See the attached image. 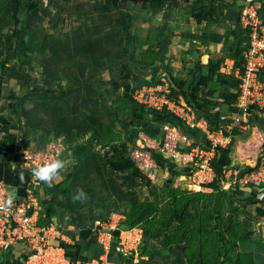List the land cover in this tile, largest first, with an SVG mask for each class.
<instances>
[{"label": "rangeland", "instance_id": "rangeland-1", "mask_svg": "<svg viewBox=\"0 0 264 264\" xmlns=\"http://www.w3.org/2000/svg\"><path fill=\"white\" fill-rule=\"evenodd\" d=\"M7 1L8 7L11 12L13 10L12 14H15L17 19L16 24H8L9 17L0 21V35L5 37L6 46H9L7 52H15L13 54L16 58L20 57L18 52L27 51L29 54L31 52L40 57V62L42 57L49 54L54 65L51 68L50 82L45 81L49 76L47 68L41 66L36 68V73H29L33 75V80H30L31 84L27 83L25 91L31 93L23 96L26 119L23 140L30 143L27 156H32L27 162L29 169L31 170L35 164L51 161L57 156L65 163V167L51 182V186L43 182L37 186L38 189L42 186L41 190L44 192L40 197L44 216L47 217L49 210L50 220L61 226L64 233L76 241L82 230L96 220H106L112 214L124 218L125 211L139 206L164 207L173 187L179 191H183V187L193 190L185 179L190 169L182 162H177L178 159L164 155L156 147L162 138L160 126L154 123L155 129L151 136H148L149 144L141 140L142 144L136 143L134 146L130 143L129 137L132 135L140 137L144 129L132 126L129 113L118 109L121 103L114 104L116 100L121 101L130 97L131 104L135 103L133 89L128 92L125 84H121L126 73L123 56L131 54L132 61L140 62V55L144 49H135L133 44L135 35L131 27L137 21L142 22L143 18L152 17V13H146L148 5L158 1L160 5L165 3V6H168V9L161 11L163 12L161 15L153 16L151 19L164 17L165 11L173 13L168 26L174 28V30L170 28L174 40L186 39L189 31H194L193 27L198 28L196 33L202 40L199 36L201 23H196L188 15V9L192 5L185 0H145L146 7L135 12L134 4L124 0ZM189 2L193 3L196 0ZM251 3L261 8L264 17V0L216 2L220 10L217 14L223 13L227 16V21L224 25L213 26V31L207 34L205 40L215 43L217 49H223L229 59L234 60L235 57L230 50L240 47L239 40L242 35L241 32L239 35L237 30V17L243 7ZM30 6H35V9L30 11ZM7 12L10 13L9 9ZM1 15L5 17V13ZM231 15L233 19H230ZM156 22L158 25V20ZM20 35L22 37L19 38ZM14 41L18 44L16 48L13 45ZM72 46L74 48L77 46V56L74 55ZM22 57L23 60L27 59L25 55ZM128 58L129 60H125L127 63L130 56ZM136 65L138 66V63ZM64 66L67 67L64 69L67 74L65 78L59 73V67ZM131 67L134 68L135 65L132 64ZM164 77L167 78V75ZM161 78L157 76L154 80H147L139 86L153 85ZM101 123H108L113 128L115 136L120 140L119 143L106 147L99 145L91 132L99 129ZM36 139L44 141L46 145L37 147ZM191 140L195 146L197 144L195 139ZM136 148H140L148 155L149 159L145 162L147 169L138 167L137 170L130 169L125 172L110 169V163L116 161L119 155L133 161L132 152ZM180 148L187 146L180 144ZM244 168L245 166L241 169ZM78 190L84 191L85 199H73ZM223 206L222 214L226 217L230 214L227 200ZM204 208L206 207L203 203L197 205L194 201L182 202L176 217L162 219L159 216L156 218L155 215L153 219L158 220V230L162 232L169 223L177 225L180 220L191 217ZM227 223L226 220L221 225L224 227L227 225L228 230L230 221ZM161 239L163 240V237ZM161 239H145L140 247L139 258L133 262L186 264L183 260V247L166 248L162 245ZM143 255L146 258L142 259ZM225 264L232 263L227 261Z\"/></svg>", "mask_w": 264, "mask_h": 264}, {"label": "built area", "instance_id": "built-area-1", "mask_svg": "<svg viewBox=\"0 0 264 264\" xmlns=\"http://www.w3.org/2000/svg\"><path fill=\"white\" fill-rule=\"evenodd\" d=\"M239 23L243 52L242 66L236 69V75L240 83L232 103L234 110L227 117H201L182 96L179 99L171 96V86L167 79L133 90V99L139 105L158 111L167 110L178 119L179 124L163 126L164 135L156 147L164 155L180 159L188 166L189 175L185 179L192 186V191H204L215 179L213 160L220 149L230 146L236 128L245 127L244 118L252 110H264V17L260 7L252 3L244 6L239 15ZM188 130L200 136L195 146L187 134ZM180 144L187 148H180ZM132 156L140 169H147L145 162L149 158L140 148L134 149ZM37 157H40L39 154ZM31 159L32 156H26L27 161ZM252 167L253 170L243 174L241 170L226 172L223 188L257 189L261 191L259 198L263 200L264 163ZM39 185L40 182L34 180L29 184L26 196L19 198L0 176V254L10 250L14 244L21 243L29 250L24 264H124L108 258L112 246L116 247V253H122L124 257L135 261L139 258L144 240L143 228L135 226L119 230L116 234L124 218L112 214L106 220H96L90 227L103 253L90 260H73L60 243L70 242L63 228L55 222L40 224L42 207L37 192ZM86 228L89 229V226Z\"/></svg>", "mask_w": 264, "mask_h": 264}, {"label": "trees", "instance_id": "trees-1", "mask_svg": "<svg viewBox=\"0 0 264 264\" xmlns=\"http://www.w3.org/2000/svg\"><path fill=\"white\" fill-rule=\"evenodd\" d=\"M124 1H131L134 4L133 9L135 12L141 11L147 4L145 0ZM185 1H188V3L192 5L188 9L189 17L197 23L205 24V27L200 30L202 39L205 40L207 34H211L213 26L224 25L226 23L227 16H224L221 12L220 14H217L220 10L216 5V2L219 0H196V2L193 3L189 2V0ZM7 3V0H0V17H2L1 14L5 13V17H2L0 21H2L3 18L9 17L8 24H16L17 19H15V14H12L13 10L11 12ZM154 5H160V3L157 1L149 4L148 6L150 7ZM8 9L10 11L9 14L7 12ZM29 9L30 11L35 9V6H30ZM260 11H262L261 8ZM237 24V30L240 35L239 17H237ZM18 34L19 31L16 32V37H18ZM162 39L163 36L156 33L155 26L148 32H143V29H137V31L135 30L134 46L137 50L144 49L140 55V63L142 65H153L163 59L165 46ZM6 43L7 41L5 37L0 35V68L2 69L9 68L3 60L5 57L4 50ZM13 45H15V48L18 46L15 41ZM242 48L243 45L240 42V47L237 46L235 49L233 48L230 50L235 54L234 67L230 73L221 72V62H208L206 66L208 68V72L206 75L201 73V65H195L189 72V74L194 77L193 88L190 86L188 89H185L186 83L178 81L175 76L168 74L167 70V80L170 83L172 92L171 96L174 99H179L180 96H182L188 103L192 104L194 110L201 117H206L208 119H219V117H221L219 116L221 111H219V114H212L214 113L212 112L213 109L218 105L226 107L229 111H233L234 108L232 107V103L237 95L236 91L240 83V79L236 75V69L241 68L242 66ZM17 60L19 63H23L22 58L19 57ZM161 80L162 79H159L158 83L161 82ZM219 90H222V95H220V98H215V94ZM29 92H26L25 95H29L31 93ZM130 98H125L121 101L116 100L114 104H117L118 102L121 103L119 104L118 109L128 112L129 116L132 118V126L142 127L147 136H151L153 129H155L153 126L154 123H157L160 126L162 138L164 135L163 126L165 124H179L178 119L172 116L167 110L158 111L148 109L136 103L134 99L135 103L133 106L130 102ZM17 113L21 117V110L19 106L17 107ZM91 134L97 138L99 145L102 147L120 142L119 138L115 136L113 128L108 123H101L99 125V129L93 130ZM187 134L191 139H195L196 142L200 137L197 133H195V131L188 130ZM136 137V135L129 137L130 143L134 146L136 145L134 142ZM162 138L160 140H162ZM221 150L225 151L226 149H220L219 151ZM227 163H229V159L225 158V164ZM213 166L216 172V177L208 185V187L212 189L211 191H192L186 190L184 187L182 189L183 191H179L176 187H173L169 199L165 202L166 204L164 207H154L148 205L139 206L135 209L125 211V220L123 222L121 221L120 226L115 233L117 234L119 230H127L135 226H140L144 231L143 241L149 238L158 240V238L161 239V237H163V240L161 239V243L166 248L172 246H182L183 260L186 264H225L227 261L232 264H264L253 252H248L242 249H239L238 252H236V250H234V248H232L229 244V238L226 232L227 225L225 227L221 225V223L226 220L228 223L230 221L231 224V215L228 214L225 217V215L222 214L224 201L227 200L226 193L231 192L235 195L238 190L244 188H239L238 190H225L222 183L225 179L226 169L224 166L217 164L216 158L213 160ZM110 169L116 172H125L130 169L137 170L138 166L134 160H127L124 155H119L116 161L110 163ZM253 169L254 168L252 166H245L244 169H241V174ZM249 189L253 190L251 197L254 198L256 189ZM191 201L196 202L197 205L203 203L206 208H204L201 212H196V214L191 217H186L183 220H180L177 225H170L169 223L164 227L162 232H159L158 220L153 219L155 215L156 218L159 216L162 219L163 217H176L180 212L179 210L182 202L189 203ZM160 218L159 220L161 221ZM50 219L51 214L48 210L47 217L41 216L40 224L49 223L51 222ZM93 223L87 225L89 226V229L85 227L84 230H82L81 235L76 240L75 244L69 245L63 241L60 242L65 248L66 253L73 260H90L99 257L103 253L102 248L97 243L95 233L90 228ZM251 235L252 234H249L247 237H252ZM82 239L86 242L81 244ZM115 248V246H112L111 252L108 256L110 260H118L124 262V264H135L133 259L124 257L122 253H116ZM83 252H86L87 256H82Z\"/></svg>", "mask_w": 264, "mask_h": 264}, {"label": "crops", "instance_id": "crops-1", "mask_svg": "<svg viewBox=\"0 0 264 264\" xmlns=\"http://www.w3.org/2000/svg\"><path fill=\"white\" fill-rule=\"evenodd\" d=\"M165 9H168L165 3L162 4V6L154 5L148 7L146 13H152L153 17L161 15L163 13L161 11ZM165 13L164 17L158 16V18H156V16L154 20L151 19L152 17L143 18L142 22L137 21L131 27L135 35V30L137 31V29H143V32H148L155 26L156 33L163 36L162 40L165 47L163 59L153 65H142L136 59L134 62L131 60V54L123 56L126 73L124 75L125 79L121 84H125L126 91L129 92L130 89H135V87L145 83L147 80H154L157 76L158 78L162 77L161 79H167L168 76L167 78L164 77L167 75V70L168 74L175 76L178 81L186 83L185 89H188L190 86L193 88L194 77L189 74L190 70L195 65H201V73L206 75L208 72L206 66L210 61L215 63L221 62L222 66L220 70L223 73H230L233 70L234 60L229 59L228 54L224 52L223 49H217L214 46L215 43L202 39L200 30L205 27L204 23L199 24V36L202 40L198 38L196 33L198 31L197 27H193L194 31H189L186 39L177 38L174 40L172 37L173 31L170 30V28L173 27L169 28L168 26L169 22L172 21L170 17H173V13H167L166 11ZM232 15L230 19H233ZM155 20H158V25ZM166 26H168V28H166ZM20 37L22 36L20 35ZM8 47L9 46H5V57L3 60L9 68H0V176L8 183L9 187L19 198H24L29 184L36 180V178L31 175L27 163L28 161L26 160L30 143L23 140L26 126L23 96L26 92L27 83L31 84L30 80H33V75L29 73H36V68H41V66L47 68L49 76L45 81L50 82L52 79L51 68L54 67V65L49 54L42 57V62H40V57L33 55L31 52L29 54L27 51L18 52L21 58H23L22 56L24 55L27 58L23 60V63H18L16 56L13 54L15 52H7ZM73 48L72 46V49ZM33 49H35V46ZM76 50L77 46L74 48L75 56H77ZM232 53L233 52H231V54ZM129 56L130 61L127 63L125 60H129ZM227 62L229 63L225 64ZM136 63H138V66ZM132 64L135 65L134 68L131 67ZM59 68L60 75L65 78L67 74L64 69L67 67L64 66V68ZM75 68H77L76 64ZM221 91L222 90L217 91L215 98H220V95H222ZM118 92L120 93V91ZM18 106L21 110V117L17 113ZM219 111H221L219 116L224 117L232 113V111L227 110L226 107L218 105L213 109L212 112L214 113L212 114H219ZM244 121H246L245 127L236 128V134L230 146L226 148L225 151L221 150L217 152V164L224 166L226 172L240 171L244 166H255L256 164L264 163V110H252L247 117L244 118ZM141 140L148 142L150 139L145 133H142L140 137L134 139V142L135 144H142ZM36 141L37 147L43 144L46 145V143L40 139H36ZM225 158L229 159V163L225 164ZM177 162L181 163L182 161L178 159ZM184 165L189 169L186 164ZM21 177H23V179H21ZM39 188L40 189L37 188V192L40 200L44 192L41 190L42 186ZM204 190L211 191L212 189L207 187ZM252 191L253 190L249 188H244L238 190L235 195L231 192L226 193V199L229 205L228 211L231 215V224L226 232L229 238V244L236 252H238L239 249L253 252L261 259L260 261L264 263V236H261V234L264 235V199L261 200L259 198L258 195L261 191L257 189L254 194L255 197L252 198ZM40 204L43 217V205L42 203ZM249 234H252V237H247ZM70 237L66 235L67 240L70 241L68 244H75L76 241H73ZM83 242L86 241L82 239L81 244ZM28 251L29 250L24 244L16 243L8 252L1 253L0 264H24ZM83 255L87 256L86 252H83L82 256ZM144 258H146V256L143 255L142 259Z\"/></svg>", "mask_w": 264, "mask_h": 264}, {"label": "clouds", "instance_id": "clouds-1", "mask_svg": "<svg viewBox=\"0 0 264 264\" xmlns=\"http://www.w3.org/2000/svg\"><path fill=\"white\" fill-rule=\"evenodd\" d=\"M65 167L63 159L59 156L51 161H45L32 166L31 175L35 177L38 181L49 184L55 179V177L60 173V171ZM23 179V177H21ZM86 198V194L83 190H78L76 195L73 197L75 200H82Z\"/></svg>", "mask_w": 264, "mask_h": 264}]
</instances>
